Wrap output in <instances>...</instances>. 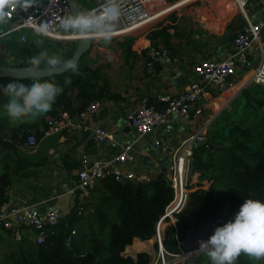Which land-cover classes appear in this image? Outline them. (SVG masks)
<instances>
[{"label":"trees","instance_id":"16d2710c","mask_svg":"<svg viewBox=\"0 0 264 264\" xmlns=\"http://www.w3.org/2000/svg\"><path fill=\"white\" fill-rule=\"evenodd\" d=\"M171 27L159 23L148 29L146 37L151 44L141 54L147 57L150 49H165L164 54L176 50L171 41ZM135 38L130 34L120 39L114 37L126 59L127 55L136 54L132 50ZM261 38L264 41V27ZM59 43L63 50L56 56L63 63L72 56L76 41ZM89 51L75 64V71L68 69L39 77L54 81L63 89L51 110L38 117L43 129L35 130L28 120L13 118L5 106L8 93L3 91H0V122L6 123L13 135L19 136L21 130L31 128L39 138L48 127V117L61 111L75 113L95 99H110V80L101 66L90 65L95 60L89 58ZM10 78L0 77V84ZM23 79L30 82L34 78ZM66 80L70 82L65 83ZM14 119L21 122L12 126ZM203 139L216 148L201 145L200 141L193 146L192 172L198 173V187L193 190L188 185L187 203L176 214L175 223L166 227L164 245L170 252L178 251V239L185 238L189 230L210 220L219 225L231 219L244 199L264 200V83L245 85L209 124ZM17 140L24 142V138ZM204 181L210 183L208 189L203 187ZM7 185L8 176L4 172L0 174V207L8 200ZM173 197L170 176L164 171L144 181L101 179L87 195L81 197L77 192L71 210L47 228L42 242H37L36 231L31 227L24 228L21 239L16 240L0 222V264H149L151 255L147 251L137 252L134 257L123 252L135 238L142 241L152 238L156 223ZM197 264H210L206 254L197 255ZM234 264H264V258L257 260L242 252Z\"/></svg>","mask_w":264,"mask_h":264},{"label":"crops","instance_id":"0c3cea01","mask_svg":"<svg viewBox=\"0 0 264 264\" xmlns=\"http://www.w3.org/2000/svg\"><path fill=\"white\" fill-rule=\"evenodd\" d=\"M8 1L0 0L2 8L0 16L4 18L3 22H0V66L32 64L30 60L32 53L44 50L50 55H57L63 50L58 41H51L34 32L26 31V41L20 38L23 32L7 33L6 30L14 23L5 17ZM40 1L42 0H32L26 9ZM81 1L86 9L92 8L97 2V0ZM195 2L197 5L191 11L190 28L193 30L183 31L179 26V18L166 24L161 22L162 25L173 26L169 31L176 50L164 54L165 49H161L162 58L157 65L148 64L153 49L149 50L147 57L142 55L141 51L150 46L151 42L146 37V33L158 22H154L156 24L148 28L144 26L136 29L137 33L134 35L136 38L132 45V50L136 52L134 60L123 63L122 60L117 59V54L120 56L123 50L114 37L110 43L114 45L117 53L113 54L108 48L102 49V47L95 51L102 56L104 53L107 60L116 57L117 71L115 76L109 79L112 97L100 100L98 109L72 131L62 130L50 135L43 132L38 138L37 146L31 147L25 142H17L19 136L13 135L12 130L5 126L6 123L0 122V174L5 172L8 176L6 205L11 207L35 205L42 211L55 206L60 210L61 215L67 214L76 200L77 191L74 190V186L82 161L111 157L121 151L127 142L133 143L135 161L132 163V168L137 174L150 177L164 171L171 175L170 152L184 140L198 133L203 136L215 117L229 106L224 105L226 97L219 95L212 88L203 97L204 108L201 114H192L187 118V122L173 116L167 124L156 126L152 132L142 137L138 136L127 119L129 108L139 100L159 105L158 97L161 94L179 93L191 82L201 80L194 72V64L202 59H221L232 54L235 50L232 43L235 33L245 27L248 21H255L258 16L264 17V0H252L246 7V13L236 16L234 0ZM116 37L121 38V36ZM251 56L257 63L259 57L257 52H253ZM122 65L123 70H121ZM234 78L239 83L242 80L241 72H238ZM18 122L21 120L14 119L12 126ZM29 122L34 125L35 130L39 131L44 127L39 118ZM99 126L112 131L113 144L101 143L96 139L94 131ZM154 137L162 141L161 147H154L152 142ZM198 181V173H193L191 183L196 184ZM209 186L208 181L203 182L204 188L208 189ZM196 187L198 185L192 189ZM136 242L144 245L141 248L135 247ZM152 244L151 239L142 241L135 238L123 253L134 257L137 252L151 251Z\"/></svg>","mask_w":264,"mask_h":264},{"label":"built area","instance_id":"2783aa9c","mask_svg":"<svg viewBox=\"0 0 264 264\" xmlns=\"http://www.w3.org/2000/svg\"><path fill=\"white\" fill-rule=\"evenodd\" d=\"M194 1L197 0H118L121 15L116 22L114 35L128 34L150 23L157 22L169 13L178 10L180 6ZM251 1L234 0V4L239 12L245 14L246 7ZM101 3L102 0H97L90 9L99 8ZM69 13L72 12L67 0H42L25 11L18 6V0H9L5 17L14 23L6 32H23L20 35L22 41H26V31H29L55 42L76 41L78 43L83 35L68 34L59 28V20ZM45 23L47 27L42 29V25ZM263 27L264 17L248 21L246 26L238 30L232 39L235 49L232 54L221 59L207 58L195 63L194 72L201 80L191 82L179 93L161 94L158 97L160 106L148 103L146 100L133 103L127 112V119L138 136L147 135L156 126L167 124L176 114L186 118L192 114H201L204 108L203 97L212 88L219 95L226 97L224 105L227 106L240 92V88L250 83H264V41L261 38ZM253 52H257L259 55L257 63L251 56ZM150 57L148 64L152 66L162 58V51L153 50ZM238 72H241L242 75V80L239 83L234 78ZM100 104V100L95 99L75 113L61 111L56 116L48 117L45 134L50 135L62 130L72 131L84 119L93 114ZM94 132L99 142L114 143V135L106 127L99 126L95 128ZM19 137L24 138V142L31 147L38 144V138L31 128L21 130ZM201 140L202 135L198 133L196 136L184 140L170 152L172 156L170 179L174 197L156 223L155 233L151 238L152 250L148 251L151 255L149 264H184L189 255L197 256L201 253L198 250L199 241L207 239L195 240L194 247L189 252L183 248L185 238L178 239V251L176 252L168 251L164 245L167 225L175 223L176 214L187 203L190 191L188 184L192 181L193 175V144L195 141ZM152 142L156 148L162 146V141L158 137H154ZM134 161L132 142L125 143L122 150L111 157L84 159L76 174L74 190L83 197L104 178H114L119 181L149 180V176L139 175L135 172L132 168ZM60 215V210L55 206L48 207L43 211L35 205L11 207L5 203L0 207V222L12 232L16 240L21 239L24 228L31 227L36 231L34 236L37 242H42L47 228L56 224Z\"/></svg>","mask_w":264,"mask_h":264},{"label":"clouds","instance_id":"9594fccd","mask_svg":"<svg viewBox=\"0 0 264 264\" xmlns=\"http://www.w3.org/2000/svg\"><path fill=\"white\" fill-rule=\"evenodd\" d=\"M31 2L18 0V6L26 8ZM120 15L118 0H102L99 8L65 15L59 20V28L68 34L87 35L108 43ZM3 19L0 16V22ZM46 27V23L42 25V29ZM30 60L33 67L61 64L58 56L44 50L32 53ZM64 66L76 70L74 63L67 62ZM0 91L8 93L5 106L13 118L31 121L49 112L63 89L50 80L34 78L29 82L14 77L0 84ZM198 250L206 254L210 264H234L242 252L257 260L264 258V200L244 199L231 219L217 225L207 239L199 241Z\"/></svg>","mask_w":264,"mask_h":264},{"label":"water","instance_id":"95a60500","mask_svg":"<svg viewBox=\"0 0 264 264\" xmlns=\"http://www.w3.org/2000/svg\"><path fill=\"white\" fill-rule=\"evenodd\" d=\"M69 3V6L71 8L72 13H76L79 11H83L81 8L78 0H67ZM260 16H258L257 19H259ZM154 24L150 23L145 26V28H148ZM137 30L132 31L128 34L130 35H136ZM93 39L91 36L83 35L80 40L78 41L76 48L72 54V56L65 60L60 65H57L55 67H33V66H26V65H3L0 66V77H12V78H39L43 76H49L52 74H59L67 71L68 69L65 68V63L71 62L76 64L80 57L86 53L92 46ZM70 69V68H69ZM176 119L187 122L188 119L182 115L176 114L174 115ZM229 133V128L226 129V134ZM229 140L225 141V144H228ZM201 145H208L211 148H216L215 145H213L211 142H208L206 139H203L199 142ZM217 221H208L206 223H203L201 226L191 229L187 232V235L185 237V241L183 244V248L186 252H189L194 247V242L197 239L200 238H208V236L212 233L214 228L217 226ZM187 264H197V256L196 255H189L186 259Z\"/></svg>","mask_w":264,"mask_h":264},{"label":"rangeland","instance_id":"374dc122","mask_svg":"<svg viewBox=\"0 0 264 264\" xmlns=\"http://www.w3.org/2000/svg\"><path fill=\"white\" fill-rule=\"evenodd\" d=\"M212 1H214V0H212ZM78 2L80 4L81 8L83 10H86L85 4L81 0H78ZM196 5H197L196 2L195 3L194 2L186 3L185 5L180 6L179 9L176 10L175 12L169 13L165 17L159 19L157 21L158 22L157 24H159L161 22H162V24H166V23H169V21H173V20H176L177 18H179V26L183 28V31L188 32V30H193L192 28H190L191 27V11H192V8H194V6H196ZM234 7L236 8V10H234L235 16L241 15L242 13L238 11L236 5ZM1 9L2 8L0 7V10ZM165 19L167 21H165ZM215 22L218 23V21H215ZM206 31H207V29H206ZM115 36H122V35L121 34L113 35V37H115ZM93 43H94V45L92 46V48H90V51H89V58L94 59L95 61H92L90 63V65L92 67L101 66L103 73H105L108 76V78L111 79V77L115 76L116 71H117V68L115 65L116 64V57L115 58L112 57L111 60H107V57L104 56V53H103V56H104L103 57L101 54H96L95 51L100 50L99 48L102 47V49L108 48L114 54V53H117L116 48L114 47L113 44L110 43V41L108 43H104L103 41H99V40L94 38ZM76 45H77V42H76ZM117 59L122 60L124 63L127 60L128 61L134 60V55H127V59H126L124 56V52L122 51L120 56L117 54ZM121 70H123V65L121 66ZM190 183H191V181L189 182L188 185L193 186V188L195 187V185H197V183L196 184L195 183L190 184ZM0 251H1V249H0ZM0 255H1V253H0Z\"/></svg>","mask_w":264,"mask_h":264},{"label":"bare ground","instance_id":"6f19581e","mask_svg":"<svg viewBox=\"0 0 264 264\" xmlns=\"http://www.w3.org/2000/svg\"><path fill=\"white\" fill-rule=\"evenodd\" d=\"M142 245H144L143 243H138V242H136V245H135V247H138V248H141L142 247ZM133 253V252H132Z\"/></svg>","mask_w":264,"mask_h":264}]
</instances>
